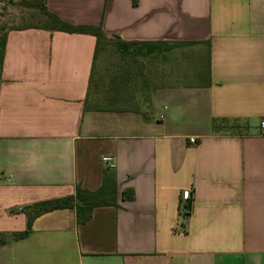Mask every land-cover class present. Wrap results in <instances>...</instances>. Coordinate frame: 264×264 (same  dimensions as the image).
<instances>
[{
  "label": "crops",
  "instance_id": "obj_1",
  "mask_svg": "<svg viewBox=\"0 0 264 264\" xmlns=\"http://www.w3.org/2000/svg\"><path fill=\"white\" fill-rule=\"evenodd\" d=\"M47 4L111 40L163 42L144 56L147 105L158 116L133 118V93L122 100L123 77L112 73L101 108L85 111L94 36L10 31L0 68V232L25 230L22 208L75 196L77 186L115 187L117 205L95 208L85 224L75 208L38 217L28 238L0 247V264H264V0ZM219 119L235 124L214 133Z\"/></svg>",
  "mask_w": 264,
  "mask_h": 264
},
{
  "label": "trees",
  "instance_id": "obj_2",
  "mask_svg": "<svg viewBox=\"0 0 264 264\" xmlns=\"http://www.w3.org/2000/svg\"><path fill=\"white\" fill-rule=\"evenodd\" d=\"M48 0H21L19 6L30 11L31 21H28L21 26H14L7 28L3 26L1 28L2 33L0 34V68L2 67L4 54L6 49V43L8 38V33L10 31H20L27 29H42L50 32H65L70 34H86L94 36L97 40V47L95 52V58L93 61V77L91 80V90H93L94 95H100L101 82L94 79V70L96 66V61L98 58L99 51L102 45L106 43H111L119 48L125 61H128L126 57H138L151 54L156 51L159 47L161 48L163 42H126L120 39L111 40L105 35L102 26L95 25H75L62 20L58 15L51 12L47 4ZM114 82V80H113ZM123 82V81H122ZM91 91L89 93V96ZM96 102V101H95ZM101 103L98 102L94 104L92 100L87 97L85 100V111L89 110H99L101 108ZM234 122L229 119H219L213 122V132L218 133L224 129H230L234 126ZM124 197L126 199L133 198V192H124ZM193 199H189L184 202L183 215L185 218H189L192 211ZM116 206V189L111 188L107 184L98 191H89L83 189L81 186H77L76 195L68 196L62 198H56L46 201H41L34 203L30 206L22 208V213L26 215L27 224L23 231L17 232H0V247L6 246L11 242H18L28 238L32 233V227L34 221L47 213L64 210V209H76L77 219L80 224H85L88 222L93 211L97 207L101 206Z\"/></svg>",
  "mask_w": 264,
  "mask_h": 264
},
{
  "label": "rangeland",
  "instance_id": "obj_3",
  "mask_svg": "<svg viewBox=\"0 0 264 264\" xmlns=\"http://www.w3.org/2000/svg\"><path fill=\"white\" fill-rule=\"evenodd\" d=\"M20 1L21 0H0V34L2 33L1 28L3 26L7 28L21 26L22 24L32 20L30 18V11L18 5ZM126 58L128 59V61L124 60L117 46H114L112 44L102 45L96 61L94 79L103 83L105 89H107V85L115 86L116 82L110 84V81L112 82V80H110L109 78L106 79V75L109 76L110 73H112L117 77H123L119 81V87L122 86L121 81H123L124 84V86L120 87V89H123L124 91H119V93L121 94V98L122 100L125 99L126 92L133 93V102L127 103L132 107H137L139 109L138 111L141 114L138 117L134 115L133 118L147 120V117H149L151 113L152 120H156V117L158 116L157 112H154L152 110V107L150 112L147 105V92L149 91V81L147 79L146 69H144V67L146 68L148 65V58L147 56ZM151 64H154V62H151ZM128 66L129 68H131V72H133L132 78L127 76L129 75L127 71ZM89 99L92 100L94 104H97V100L98 102H100L99 96L94 95L93 90H91ZM140 128L145 129L142 126ZM1 252L0 256H2Z\"/></svg>",
  "mask_w": 264,
  "mask_h": 264
},
{
  "label": "built area",
  "instance_id": "obj_4",
  "mask_svg": "<svg viewBox=\"0 0 264 264\" xmlns=\"http://www.w3.org/2000/svg\"><path fill=\"white\" fill-rule=\"evenodd\" d=\"M261 127H262V129H263V131H264V121L261 123ZM190 142L191 143H193V144H195V143H197V140L195 139V138H192L191 140H190ZM103 162L106 164V165H111L112 164V158L111 157H103Z\"/></svg>",
  "mask_w": 264,
  "mask_h": 264
}]
</instances>
